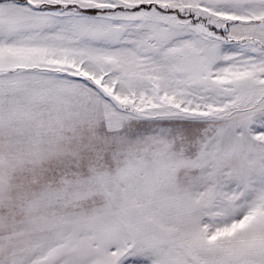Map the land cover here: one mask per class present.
I'll use <instances>...</instances> for the list:
<instances>
[{"label":"snow or ice","instance_id":"6c2138e0","mask_svg":"<svg viewBox=\"0 0 264 264\" xmlns=\"http://www.w3.org/2000/svg\"><path fill=\"white\" fill-rule=\"evenodd\" d=\"M0 264H264V0H0Z\"/></svg>","mask_w":264,"mask_h":264}]
</instances>
